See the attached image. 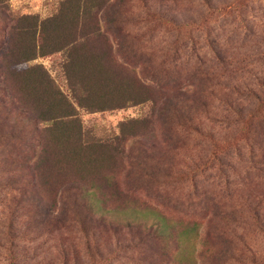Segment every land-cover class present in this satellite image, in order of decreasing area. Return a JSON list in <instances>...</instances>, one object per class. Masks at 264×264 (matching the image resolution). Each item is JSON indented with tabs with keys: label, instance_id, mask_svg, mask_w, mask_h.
I'll list each match as a JSON object with an SVG mask.
<instances>
[{
	"label": "rangeland",
	"instance_id": "374dc122",
	"mask_svg": "<svg viewBox=\"0 0 264 264\" xmlns=\"http://www.w3.org/2000/svg\"><path fill=\"white\" fill-rule=\"evenodd\" d=\"M61 2L0 4V264H264V0H124L98 48L153 92L78 109L107 159L83 174L2 73L16 19ZM63 62L10 66L43 65L71 98Z\"/></svg>",
	"mask_w": 264,
	"mask_h": 264
},
{
	"label": "trees",
	"instance_id": "16d2710c",
	"mask_svg": "<svg viewBox=\"0 0 264 264\" xmlns=\"http://www.w3.org/2000/svg\"><path fill=\"white\" fill-rule=\"evenodd\" d=\"M8 1L0 0V4L6 5ZM122 7L124 0H62L59 10L50 17L22 15L10 30L5 55L7 71L2 73L10 82L23 83V93L26 92L29 98L27 103L21 104L38 122L47 123L44 127L49 133L47 145L59 147L64 158L74 162L81 174L88 168L93 172L96 167L91 165L102 166L107 159L103 152H96L105 146L104 143L84 140L78 109L123 108L146 101L153 92L149 85L117 69L111 53L98 48V37L109 40L107 32H119L120 35L123 31L118 18ZM119 35H116V41ZM56 52L64 55L63 70L71 98L56 86L43 65L35 64L25 70L10 66ZM187 107L183 100H172L167 111H172L179 119L187 118L182 112Z\"/></svg>",
	"mask_w": 264,
	"mask_h": 264
}]
</instances>
